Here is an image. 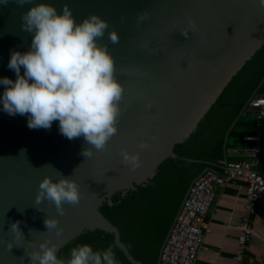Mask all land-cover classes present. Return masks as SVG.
<instances>
[{
  "label": "water",
  "instance_id": "1",
  "mask_svg": "<svg viewBox=\"0 0 264 264\" xmlns=\"http://www.w3.org/2000/svg\"><path fill=\"white\" fill-rule=\"evenodd\" d=\"M46 2L57 12L70 7L76 22L90 14L107 21L104 35L96 39L107 46L114 76L123 86L117 132L103 150L93 148L92 156L84 157L82 149L91 145L82 136L70 140L60 134L57 121L49 129L29 128L26 115L0 111V264H29L28 254L44 240L56 244L58 255L78 236L95 230L112 233L126 259L141 264L100 208L112 205L115 194L125 196L148 184L165 160L177 158L175 147L196 132L225 88L264 46V8L258 0ZM31 6L16 0L0 5V76L14 80L6 66L10 52L29 48L31 34L21 28V14ZM145 10L148 17L138 23ZM109 30L118 34V42H110ZM141 140L150 146L139 149ZM121 148L139 152L136 169L122 163ZM57 170L70 176L80 193L78 203L62 205L63 214L50 201L34 202L39 181L45 175L58 179ZM47 216L58 219L59 235L46 228ZM17 221L19 236L10 227Z\"/></svg>",
  "mask_w": 264,
  "mask_h": 264
},
{
  "label": "clouds",
  "instance_id": "2",
  "mask_svg": "<svg viewBox=\"0 0 264 264\" xmlns=\"http://www.w3.org/2000/svg\"><path fill=\"white\" fill-rule=\"evenodd\" d=\"M16 2L32 4L21 14V28L31 34V41L28 50L10 52L6 66L15 73V79L0 76V85L4 86L0 111L10 116L26 115L29 128L49 129L57 121L60 134L70 140L82 136L85 144L91 145L81 152L90 157L93 148L103 150L117 132L123 92L114 76V60L107 46L98 44L96 39L104 35L107 21L90 14L76 22L70 7L63 5L57 12L46 0ZM7 3L8 0H0V5ZM258 4L264 8V0H258ZM148 15L146 10L139 13L137 22ZM189 26L194 28L193 22ZM108 38L112 43L118 42L114 30L108 31ZM149 146L144 140L137 145L139 149ZM20 152L24 153V149ZM120 155L129 169L139 166L138 151L121 148ZM79 199L77 183L59 172L58 179L45 175L39 181L34 202L38 205L42 200L50 201L63 214L64 203L76 204ZM18 223L11 222L10 227L19 236L22 233ZM44 224L60 234L56 217L47 216ZM8 247L11 249L12 245ZM57 251L55 243L41 241L39 250L28 254L29 264H118L111 246L94 250L90 244H78L69 250L67 259L59 257Z\"/></svg>",
  "mask_w": 264,
  "mask_h": 264
},
{
  "label": "trees",
  "instance_id": "3",
  "mask_svg": "<svg viewBox=\"0 0 264 264\" xmlns=\"http://www.w3.org/2000/svg\"><path fill=\"white\" fill-rule=\"evenodd\" d=\"M259 93H264V46L225 88L196 132L175 147L177 158L165 160L148 184L125 196L117 193L112 205L106 202L100 208L118 227L122 243L135 260L157 264L191 182L206 169L218 167V161L225 158L226 143L230 149L252 146L245 138L255 131L257 116L244 111ZM84 243L94 250L111 246L118 264H132L115 244L114 235L103 230L78 236L58 256L67 259L72 247Z\"/></svg>",
  "mask_w": 264,
  "mask_h": 264
},
{
  "label": "built area",
  "instance_id": "4",
  "mask_svg": "<svg viewBox=\"0 0 264 264\" xmlns=\"http://www.w3.org/2000/svg\"><path fill=\"white\" fill-rule=\"evenodd\" d=\"M248 108L258 112L255 131L245 138L253 144L249 149L250 158L220 162L217 170L206 169L191 182L160 250L157 264L196 263L206 235L202 222L215 203L216 188L238 181L246 184L247 205L238 227L239 251L234 264H243L253 236L252 218L257 213L258 203L264 199V176L258 170L264 135V95H256Z\"/></svg>",
  "mask_w": 264,
  "mask_h": 264
},
{
  "label": "crops",
  "instance_id": "5",
  "mask_svg": "<svg viewBox=\"0 0 264 264\" xmlns=\"http://www.w3.org/2000/svg\"><path fill=\"white\" fill-rule=\"evenodd\" d=\"M249 112L255 111L247 107L244 113ZM261 147L262 156L258 170L264 176V140H262ZM249 149L250 147L230 149L226 145L225 158L219 160L218 165L224 161L236 162L249 159ZM212 168L218 169L214 166ZM246 205V184L244 182L238 181L235 184L216 188L215 203L202 222L206 235L203 248L195 264H234V258L239 251L240 231L238 227L245 215ZM252 228L250 250L245 253L243 264H264V199L258 203L257 213L252 218Z\"/></svg>",
  "mask_w": 264,
  "mask_h": 264
}]
</instances>
